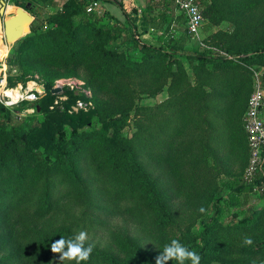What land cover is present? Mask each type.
I'll return each instance as SVG.
<instances>
[{"label": "trees", "instance_id": "trees-1", "mask_svg": "<svg viewBox=\"0 0 264 264\" xmlns=\"http://www.w3.org/2000/svg\"><path fill=\"white\" fill-rule=\"evenodd\" d=\"M41 1L58 4L60 11L31 24L6 60L9 73L12 67L19 70L18 76L8 77L9 87L36 81L33 75L38 73L47 93L25 125H10L21 105L12 110L0 105V264H57L52 242L77 231L103 229L89 220L91 212L109 211L92 196L93 183L99 198H110L128 216L147 224L160 249L154 253L131 238L117 237L118 249L94 245L82 264H155L172 239L197 252L200 264H256L252 258L264 257V207L247 206L236 222L218 223L211 202L222 201L214 198L221 175L235 178L248 166L243 118L254 73L264 89V0H196L212 28L227 22L231 29L208 35L203 40L207 50L185 54L190 74L183 53L168 46L166 38L158 46L143 45L137 41L141 34L128 22L106 15L114 22L110 25L103 21L106 16H83L86 0ZM16 5L29 12L22 0ZM146 10L143 26L152 22L146 15L154 13ZM45 23L48 28L41 31ZM118 39L119 45L112 46ZM79 69L94 96L105 97L98 102L100 115L94 113L98 110L68 114L69 106L84 97L72 91L66 92L64 112L58 105L50 109L56 97L49 93L53 82L77 75ZM163 94L157 104L136 103L141 96ZM130 120L134 130L128 136L124 131ZM263 186L262 171L245 187L244 206L248 194ZM186 190L195 196L184 205L198 199V234L193 233L194 222L175 223L179 208L174 200ZM233 197L229 199L235 203ZM64 200L81 205L79 215L67 216L59 226L44 222ZM208 206L213 215L202 220L199 209ZM245 237L253 244L244 245Z\"/></svg>", "mask_w": 264, "mask_h": 264}, {"label": "rangeland", "instance_id": "rangeland-1", "mask_svg": "<svg viewBox=\"0 0 264 264\" xmlns=\"http://www.w3.org/2000/svg\"><path fill=\"white\" fill-rule=\"evenodd\" d=\"M20 1V0H19ZM23 2L27 3L29 12L28 14L33 19L32 23L30 22H23L25 25L20 24V26L16 27L13 32H16V36H22L19 40L24 38L30 33V26L31 24H34L36 22L41 23L48 17H50L53 14H56L60 11V7L58 4L54 2H47L43 3L41 0H22ZM80 1V0H76ZM94 0H86V6H84V12L83 16L86 15L88 18H92L93 15L96 18H105V13L102 11H94L87 12L88 7L92 4ZM17 0H10L9 6L6 11L3 12L5 15V20L12 18L14 20L15 18H19V20L23 21V17L18 15L16 13L17 9H22L16 5ZM129 5V4H128ZM200 5V4H199ZM147 8H150L154 11L153 15L152 13L146 15V20L148 18H151L152 22L150 24L142 25V20L145 17V13H148ZM128 8L125 9L129 14H127V18L124 22H128L127 24L132 27L135 26L137 29L138 34H141L138 36L137 41L140 42L143 45H155L158 46L164 39L166 38L167 45L170 47H174L178 50V52L183 53L181 58L184 60L186 64V68L188 73H191L190 67L187 64L188 61L185 58V54L187 53H193L198 52L201 53L205 50H207V46H205V43L203 40L216 31L217 29H231V25L227 22H223L219 25L217 28H212L209 25V21L205 19L202 30L199 34L198 38L191 37L187 30H186V21L183 16V14L179 11H177L173 4L168 2L167 4H161L160 2H153L152 0H145L144 7L136 9L135 7L127 6ZM200 8H203L202 5H200ZM2 10V5L0 4V12ZM33 16H31L32 14ZM139 15V17H138ZM150 15V16H149ZM82 16V17H83ZM153 16V18L151 17ZM81 18H78V20H83ZM110 18L106 16V18L103 21H109L110 25H113L114 22L112 20H109ZM0 44H1V37L4 34L3 30V24L2 18H0ZM121 22V21H120ZM30 23V24H29ZM48 28L47 24H43V26L40 27L41 31H45ZM143 28L147 29L146 33H143ZM152 29V30H151ZM25 30V31H24ZM16 38H9L8 40V46L9 51L16 46ZM120 39L112 41V46L117 47L120 43ZM166 45V44H165ZM11 72H8L7 68V82L9 76H18V68L12 67L9 68ZM255 74L258 75V73H254L253 78L255 77ZM34 79L36 81H28L27 83L34 82L35 84L41 85L44 87L42 80H40V76L38 73L33 75ZM58 83H62V85H59V87H56ZM71 83L73 84H79L80 86L89 91L88 98L83 97L87 102L90 103V106L88 108L87 112L96 111L94 112L97 115H100L103 111V109H99L98 102L104 101L105 97L103 95L98 94L97 97L94 96L92 90L87 87L86 85V74L84 71L79 69L77 71V75H68L64 77L57 78L53 84L52 88H59L61 89V94L55 97L54 101H58V103L55 105L54 101L52 103L53 106L59 107V111L64 112L65 106L63 105L66 101H60L58 99L59 96L67 97L66 92L70 91L69 87H67L65 84ZM18 84H23L22 82H19ZM17 85V84H16ZM58 86V85H57ZM79 99V98H78ZM163 99L162 96H158L154 99H149L146 97L141 96L138 100L139 106H150L157 104L158 102H161ZM37 105V103H36ZM20 110L19 112H14L11 115V122L10 125H25L26 117L27 116H35V112L33 113H26V110L34 109L35 110V104H28L23 103L21 106L17 108ZM41 118V117H38ZM132 120H130V123L126 130L124 131L125 135L130 136L133 129ZM97 126V125H96ZM83 167L87 168L85 161L83 162ZM238 170L237 167H234V171ZM238 175V172H235ZM84 176H87L86 172L83 174ZM243 175V173H242ZM238 175L235 178H231L227 175H221L220 176V189L217 191V196L214 198H221V202L217 203L215 200L211 202V205H213L214 209L218 212L217 215V222L221 223L226 221L227 223L229 221L236 222L242 217V214L244 213L247 206H250L253 209H259L264 207V186L263 187H256L255 191H251L250 194H248V202L244 206L243 204V194L245 193V187H247L248 182L245 181L244 175ZM240 176V177H239ZM242 177V178H241ZM242 179V181L240 180ZM247 183V184H246ZM245 184V185H244ZM91 190H93L92 196L98 198L97 202H99L101 205H104L109 208V211L107 210H101L99 212H91L89 220L95 221L99 223L100 225L104 226L103 229L99 227H95L94 230H83L88 233L89 236V242L93 243L94 245L98 247H111L114 249H118L117 245H115L114 239L117 237H121L122 239L131 238L134 241H137L139 246L143 249L150 250L151 252H156L160 249V246L158 245L156 236H152L149 233L148 225L145 223H142L126 214L125 211H123L122 206H115L112 204L110 198L102 196V198H99V194L97 193L98 186L93 183L90 187ZM240 188V189H239ZM239 189V193L237 191ZM231 195H234L233 200L235 203H232V201L229 199ZM195 196V193L189 190H186L184 192V195L181 198L175 199L174 203H177L179 210L176 214V220L175 223L177 225L183 226L187 225V222L191 221L194 222L195 227L193 228V233L198 234V232H201V225L198 223V199H194L191 204H185L184 202L188 199H191ZM81 209L83 207L75 202H70L68 200L62 201L61 208L57 210V213L50 218H46L44 222H47L49 220V223L51 226H59L62 225L63 222H66V218L69 215H79ZM213 208L210 206L205 208V211L202 213L203 219L210 218L213 213ZM176 230V228H174ZM82 231V230H81ZM78 231L76 232V234ZM235 255V254H233ZM2 256V254H0ZM253 261H256V264H264V257H256L252 258ZM57 264H61L59 261V258L56 259Z\"/></svg>", "mask_w": 264, "mask_h": 264}, {"label": "built area", "instance_id": "built-area-1", "mask_svg": "<svg viewBox=\"0 0 264 264\" xmlns=\"http://www.w3.org/2000/svg\"><path fill=\"white\" fill-rule=\"evenodd\" d=\"M10 0H0L2 10L0 12V18L5 20L4 11L7 10ZM19 0H17L18 2ZM101 1H108L114 5H127L133 0H94L88 7L87 12L94 11ZM153 2H159V0H152ZM175 6L176 10L181 12L186 19V30L188 34L193 38H198L202 30L205 19L203 18L196 0H170ZM1 22V21H0ZM9 46L5 41L4 35L1 37L0 44V105L6 109L12 110L18 105L23 103L35 104L42 96L32 90V88L38 84L27 83L26 85L17 84L14 87H9L7 83V57L9 54ZM259 76L255 74L253 92L248 100L247 110L243 118V128L246 134L248 146H249V161L245 170L244 179L246 182L251 183L257 173L262 172V166L264 163V89L259 82ZM66 83L76 96H89V91L85 90L82 85ZM58 85V86H57ZM56 87L62 85L58 83ZM41 86V85H40ZM55 87V88H56ZM52 89V88H51ZM62 92V91H61ZM60 92V94H61ZM60 101H67V97L59 96ZM58 101H54L56 105ZM90 106V103L85 99H77L75 103L71 104L67 109L68 114H77L80 112H86ZM54 106L50 107L53 109ZM34 109L26 110V113H33Z\"/></svg>", "mask_w": 264, "mask_h": 264}, {"label": "clouds", "instance_id": "clouds-1", "mask_svg": "<svg viewBox=\"0 0 264 264\" xmlns=\"http://www.w3.org/2000/svg\"><path fill=\"white\" fill-rule=\"evenodd\" d=\"M199 211L203 213L205 209L201 207ZM89 239L88 233L82 230L70 238L60 237L51 243L50 250L52 253L59 254L60 261L68 260L75 261V264H82L89 260L94 250V244L90 243ZM243 244L252 245V238L245 237ZM171 261H176L177 264H185L186 261H190V264H200L201 257L178 239H172L164 245L163 251L155 258V264H169Z\"/></svg>", "mask_w": 264, "mask_h": 264}, {"label": "crops", "instance_id": "crops-1", "mask_svg": "<svg viewBox=\"0 0 264 264\" xmlns=\"http://www.w3.org/2000/svg\"><path fill=\"white\" fill-rule=\"evenodd\" d=\"M144 4H145V0H133L129 5L127 4V5H121V6L114 5V4H112V3L108 2V1H101V2H99V5L96 8V11L100 10L102 12H106L105 16L106 15L107 16H112V17L116 18L117 20H119L121 22H124L125 19L127 18V14H129V12H127L125 10V9L128 8L127 6L135 7L139 11V8L144 7ZM138 17H139V15H138ZM165 96L166 95L163 94V99L165 98ZM262 171L264 172V163H263V166H262Z\"/></svg>", "mask_w": 264, "mask_h": 264}, {"label": "water", "instance_id": "water-1", "mask_svg": "<svg viewBox=\"0 0 264 264\" xmlns=\"http://www.w3.org/2000/svg\"><path fill=\"white\" fill-rule=\"evenodd\" d=\"M26 10H27V8H26ZM16 13L19 15V14H22V15H26L27 16V18H29L30 19V23H32V21H33V19L30 17V15L24 10V9H17L16 10ZM13 18V17H12ZM12 18H10V19H7L5 22H4V24H3V30H4V38H5V41L8 43V40H9V38H16V41L17 40H19L20 39V37L22 36H16V32H13V30H12V28H14V26L16 25L15 23H12L11 24V20H12ZM29 23V24H30ZM18 25V24H17ZM23 25H25V23L23 24ZM18 26H20V25H18ZM17 26V27H18ZM32 90L34 91V92H36V93H38V94H40V95H44V94H46L47 93V90H46V88L45 87H43V86H40V85H36V86H34L33 88H32ZM60 92H61V89H59V88H52L50 91H49V93L52 95V96H58L59 94H60ZM35 108H36V110H38L39 109V107H38V105H36L35 106Z\"/></svg>", "mask_w": 264, "mask_h": 264}, {"label": "bare ground", "instance_id": "bare-ground-1", "mask_svg": "<svg viewBox=\"0 0 264 264\" xmlns=\"http://www.w3.org/2000/svg\"><path fill=\"white\" fill-rule=\"evenodd\" d=\"M21 17H23V21L22 20H19V18H15L14 20H11V24L12 23H15L16 25L14 26V28H12V30H14L18 25L20 24H24L23 22H29L30 19L27 18V16L25 15H22V14H19ZM18 24V25H17Z\"/></svg>", "mask_w": 264, "mask_h": 264}]
</instances>
